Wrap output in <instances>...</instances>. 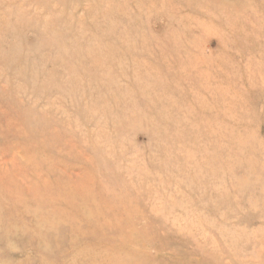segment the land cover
<instances>
[{
	"label": "rangeland",
	"instance_id": "374dc122",
	"mask_svg": "<svg viewBox=\"0 0 264 264\" xmlns=\"http://www.w3.org/2000/svg\"><path fill=\"white\" fill-rule=\"evenodd\" d=\"M0 264H264V0H0Z\"/></svg>",
	"mask_w": 264,
	"mask_h": 264
}]
</instances>
